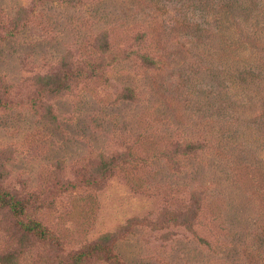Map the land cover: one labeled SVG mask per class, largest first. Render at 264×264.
<instances>
[{
  "label": "rangeland",
  "instance_id": "1",
  "mask_svg": "<svg viewBox=\"0 0 264 264\" xmlns=\"http://www.w3.org/2000/svg\"><path fill=\"white\" fill-rule=\"evenodd\" d=\"M0 197V264H264V0H0Z\"/></svg>",
  "mask_w": 264,
  "mask_h": 264
},
{
  "label": "trees",
  "instance_id": "2",
  "mask_svg": "<svg viewBox=\"0 0 264 264\" xmlns=\"http://www.w3.org/2000/svg\"><path fill=\"white\" fill-rule=\"evenodd\" d=\"M219 31L221 32V34L224 32V30H220L219 29ZM2 198H4L5 200H6V198L5 197H0V204H4V199H2ZM10 205H11V203H10ZM36 224H33L31 227H27V228H25L27 231H35V229H36ZM36 234V233H35ZM88 249H93V250H98L99 248L96 246V245H94L93 246V248H88ZM88 255V253H78L77 254V260H79V259H81L83 256H87Z\"/></svg>",
  "mask_w": 264,
  "mask_h": 264
}]
</instances>
